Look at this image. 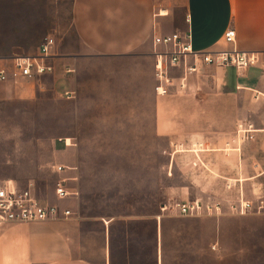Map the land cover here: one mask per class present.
<instances>
[{
    "label": "rangeland",
    "instance_id": "374dc122",
    "mask_svg": "<svg viewBox=\"0 0 264 264\" xmlns=\"http://www.w3.org/2000/svg\"><path fill=\"white\" fill-rule=\"evenodd\" d=\"M73 2L0 0V56L36 53L52 36L59 53L55 79L65 84L55 88L54 76L45 75L0 93V181L35 180L41 196L53 197L60 177L54 166L76 168L65 176L78 177L69 186L80 195L59 201L76 214L49 222H57L55 232L77 235L71 244L78 256H94L97 241L88 235L104 232L106 222L112 264H264V211L242 215L230 208L242 195L255 204L264 201V175L253 177L264 170V132L230 141L237 153L178 152L174 159L181 146L196 141L203 149L228 148L224 142L240 120L245 129L264 128V99L251 91L213 99L201 77L200 86L184 94L181 113L176 90L159 100L158 113L142 66L127 80L117 70L128 64L78 59ZM65 66L74 73H63ZM67 90L74 98H66ZM158 117L166 134L156 129ZM180 133L187 144L175 143ZM60 138H74L77 145L66 147ZM193 201L211 211L166 212L159 220L164 204ZM49 222L2 224L0 246L4 234L42 233Z\"/></svg>",
    "mask_w": 264,
    "mask_h": 264
},
{
    "label": "crops",
    "instance_id": "0c3cea01",
    "mask_svg": "<svg viewBox=\"0 0 264 264\" xmlns=\"http://www.w3.org/2000/svg\"><path fill=\"white\" fill-rule=\"evenodd\" d=\"M160 11L164 14L157 16L156 14ZM72 24L80 44L79 48H81L79 60L94 59L93 61L112 65L128 64L117 70L118 74H126L128 77L125 79L127 80H132L134 74L141 73L140 67H143L149 80V93L157 100L158 113L163 111L160 110L159 100L171 96L172 93L159 96L155 92L152 31L154 25L156 33L159 34L176 31L185 33L190 29L193 48L198 51L221 49L226 30L234 28L237 32V47L240 50L264 51V0H74ZM55 63L56 70L51 75L54 76V87L56 88L60 84L55 79L58 70L57 59ZM62 72L64 73V70ZM201 77H204L201 83L207 85V91L213 99L238 95L246 91L257 93L255 94L256 100L264 99V69L251 68L246 74L239 76L233 67L212 66L202 74L190 75L186 90L174 92L181 102L176 108L180 113L184 108L182 106L184 94L200 86L201 83H197V80ZM13 85L16 84H0V93L3 89L11 88ZM129 111L135 112L136 110L130 109ZM165 124V121L157 118L156 129L159 133L166 134L163 131ZM179 125L177 128L181 129L182 123L180 122ZM245 126V120L238 121L234 135L224 142V145L229 146L228 148L203 149L196 141L191 148L181 146V149L175 152L174 159L178 152L196 153L198 157L202 152L234 151L237 153L239 149L230 147L229 144L230 141L236 144L243 140L240 130L245 136L248 133L264 132V128H254L252 125L250 129H245ZM179 136V140L175 141L176 144L188 143L182 139V133ZM75 170L77 169L68 171ZM262 175H264V170L253 177L256 179ZM76 178L78 180V177ZM241 180L246 179L242 177ZM256 191H258L257 188ZM56 225L57 222L47 223L45 232L42 233L2 235L1 239L4 243L0 246V264H112V235L108 224L105 223L104 232L88 235L94 236L97 241L92 258L76 255L75 245H72L71 241L77 235L55 232L51 227L55 228ZM34 227L36 225L18 226L20 229Z\"/></svg>",
    "mask_w": 264,
    "mask_h": 264
},
{
    "label": "built area",
    "instance_id": "2783aa9c",
    "mask_svg": "<svg viewBox=\"0 0 264 264\" xmlns=\"http://www.w3.org/2000/svg\"><path fill=\"white\" fill-rule=\"evenodd\" d=\"M163 14L164 12L160 11L156 15ZM152 31L154 35L155 92L159 96L170 95L173 90L178 92L186 90L190 75L202 74L212 66L233 67L239 76L246 74L251 68L264 69V51L240 50L237 47V32L234 28L226 30L221 49L204 51L193 48L190 29L185 33L176 31L159 34L156 33V26L154 25ZM58 57L56 40L52 36H47L42 40L36 53L0 56V84H17L21 81L34 80L41 76L54 74L56 70L55 61ZM74 71L75 69L71 66L64 68L66 74ZM176 71L179 75H175ZM64 94L68 99L75 96V92L71 90L65 91ZM241 133L243 139L245 134L240 130ZM58 141L66 147L77 145L73 138H60ZM199 145L203 146V144ZM238 149L240 151V148ZM53 169L54 173L60 176L52 186L53 197L50 193L41 196L35 180H31L27 184H21L11 179L0 181L1 225L24 222L42 223L50 220L69 219L76 214L69 205L61 206L59 204L61 200L80 195L77 189L69 186L77 178L65 176L68 170L74 168L60 164L54 166ZM230 208L242 215L254 211L256 208L264 211V201L255 204L242 195L238 202L230 205ZM216 209L218 210V207ZM205 210L211 211L209 207L205 208L200 201L164 204L161 207L162 215L160 217L166 212L196 216Z\"/></svg>",
    "mask_w": 264,
    "mask_h": 264
},
{
    "label": "bare ground",
    "instance_id": "6f19581e",
    "mask_svg": "<svg viewBox=\"0 0 264 264\" xmlns=\"http://www.w3.org/2000/svg\"><path fill=\"white\" fill-rule=\"evenodd\" d=\"M0 226H1V224H0Z\"/></svg>",
    "mask_w": 264,
    "mask_h": 264
}]
</instances>
